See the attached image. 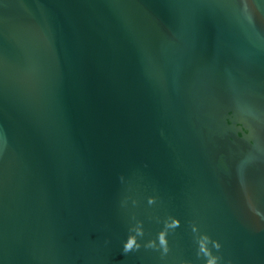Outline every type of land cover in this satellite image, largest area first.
I'll return each mask as SVG.
<instances>
[{
    "label": "water",
    "instance_id": "1",
    "mask_svg": "<svg viewBox=\"0 0 264 264\" xmlns=\"http://www.w3.org/2000/svg\"><path fill=\"white\" fill-rule=\"evenodd\" d=\"M0 264H264V0H0Z\"/></svg>",
    "mask_w": 264,
    "mask_h": 264
}]
</instances>
